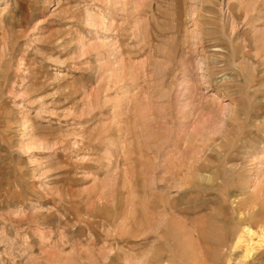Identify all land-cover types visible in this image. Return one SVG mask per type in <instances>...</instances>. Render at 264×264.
Returning <instances> with one entry per match:
<instances>
[{"label":"rangeland","instance_id":"374dc122","mask_svg":"<svg viewBox=\"0 0 264 264\" xmlns=\"http://www.w3.org/2000/svg\"><path fill=\"white\" fill-rule=\"evenodd\" d=\"M263 193L264 0H0V264H264Z\"/></svg>","mask_w":264,"mask_h":264},{"label":"bare ground","instance_id":"6f19581e","mask_svg":"<svg viewBox=\"0 0 264 264\" xmlns=\"http://www.w3.org/2000/svg\"><path fill=\"white\" fill-rule=\"evenodd\" d=\"M256 204H261V206L264 208V193L260 195V197H257V200L255 201L254 205L255 206ZM252 206V207H253ZM257 207L256 206V210H257ZM254 209V208H253ZM264 210V209H263ZM254 211V210H253ZM261 214V217L259 215H256L258 216L256 219L257 220H260L261 223L264 224V212L260 213ZM243 215H245V212H243ZM247 216V215H246ZM247 226V225H246ZM264 232V229L261 230V233ZM254 234L253 233V230L251 228H248V227H245V229L243 230V235H244V238L242 240V243H243V246H244V251H243V255H242V259L243 258H247L250 254H251V250H252V242H251V235ZM253 237V236H252ZM236 241V239H235ZM240 242V241H239ZM157 255V254H156ZM252 257V255H251ZM244 259V260H245ZM152 260V259H151ZM158 259H156V262H157Z\"/></svg>","mask_w":264,"mask_h":264}]
</instances>
